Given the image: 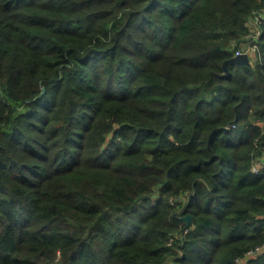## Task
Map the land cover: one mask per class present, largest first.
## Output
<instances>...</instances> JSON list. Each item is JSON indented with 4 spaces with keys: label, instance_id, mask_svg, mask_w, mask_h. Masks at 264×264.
Returning <instances> with one entry per match:
<instances>
[{
    "label": "trees",
    "instance_id": "16d2710c",
    "mask_svg": "<svg viewBox=\"0 0 264 264\" xmlns=\"http://www.w3.org/2000/svg\"><path fill=\"white\" fill-rule=\"evenodd\" d=\"M263 156L264 0H0V264H264Z\"/></svg>",
    "mask_w": 264,
    "mask_h": 264
},
{
    "label": "built area",
    "instance_id": "2783aa9c",
    "mask_svg": "<svg viewBox=\"0 0 264 264\" xmlns=\"http://www.w3.org/2000/svg\"><path fill=\"white\" fill-rule=\"evenodd\" d=\"M258 22H259V19H255L251 22L252 24L251 23L249 24L251 26V31H252V34H250V36H252L251 38L252 42L250 45H248V47H245L244 49H242V51L238 50L236 55L247 54L250 57V59L253 58L254 56L257 57V51H258L257 41H258V37L260 36V31L256 28ZM251 52L254 53L252 56L250 55ZM263 164H264V156L255 163V165L253 166V172L260 173L263 170ZM262 252H264V245L258 246L255 249L250 250L249 252L246 253V255L242 259H239L237 261L245 262L248 259L256 257Z\"/></svg>",
    "mask_w": 264,
    "mask_h": 264
},
{
    "label": "water",
    "instance_id": "95a60500",
    "mask_svg": "<svg viewBox=\"0 0 264 264\" xmlns=\"http://www.w3.org/2000/svg\"><path fill=\"white\" fill-rule=\"evenodd\" d=\"M250 63V57L247 54H240V55H236L234 56L232 59H230L229 61H227L224 64V68L226 70V72L228 73V65L229 64H249ZM184 220L187 222V225H189L192 221V217L190 215L184 217Z\"/></svg>",
    "mask_w": 264,
    "mask_h": 264
},
{
    "label": "rangeland",
    "instance_id": "374dc122",
    "mask_svg": "<svg viewBox=\"0 0 264 264\" xmlns=\"http://www.w3.org/2000/svg\"><path fill=\"white\" fill-rule=\"evenodd\" d=\"M251 24H252V23H251ZM252 26H253V25H252ZM251 38H252V36H250V35L247 36V42H245V44H244V46H243V49H244L245 47H248V45L251 44V42H252V39H251ZM239 50L242 51V49H239ZM236 53H237V52H236ZM253 54H254V53L251 52L250 55L252 56ZM254 57H255V56H254ZM254 57H253V58H254ZM255 58H256V57H255Z\"/></svg>",
    "mask_w": 264,
    "mask_h": 264
}]
</instances>
